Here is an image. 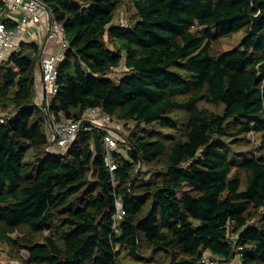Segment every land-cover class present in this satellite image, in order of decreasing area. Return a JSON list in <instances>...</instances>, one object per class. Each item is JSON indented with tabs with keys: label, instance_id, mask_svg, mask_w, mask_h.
<instances>
[{
	"label": "trees",
	"instance_id": "obj_1",
	"mask_svg": "<svg viewBox=\"0 0 264 264\" xmlns=\"http://www.w3.org/2000/svg\"><path fill=\"white\" fill-rule=\"evenodd\" d=\"M42 1L69 48L47 111L35 100L39 44L0 63V245L25 248L20 264H126L121 253L209 264L207 251L264 264V0ZM123 5L128 27L114 22ZM241 30L238 48L213 51V37ZM88 107L136 123L114 171L97 127L67 155L47 150L51 113L79 119ZM252 132L259 143L237 153Z\"/></svg>",
	"mask_w": 264,
	"mask_h": 264
},
{
	"label": "built area",
	"instance_id": "obj_2",
	"mask_svg": "<svg viewBox=\"0 0 264 264\" xmlns=\"http://www.w3.org/2000/svg\"><path fill=\"white\" fill-rule=\"evenodd\" d=\"M40 24H46L47 31V42L39 55L41 84L49 100L44 108L47 111L58 90V66L65 58L69 48L66 30L63 24L54 18L53 14L49 25V13L42 0H0V63L8 60L12 53L20 50L22 43H31L32 36L36 34V28ZM122 24L128 27L129 19L123 18ZM107 76H110V73ZM60 116L57 118L53 113L50 115L48 132L50 142L53 141V145H56L55 150L53 145L50 150L67 155L82 130L97 127L103 132L104 142L108 150L106 164L111 171L117 169V163L112 152L118 150L120 153L126 154V148L129 145L127 142V147L119 148V138L127 140L123 137L125 135L122 132L117 131V129H121L124 122L114 120L101 107H88L79 119H69L62 114ZM5 121V115H0V123ZM124 213V205L119 200L117 201L113 225L116 231H118V219ZM204 261L209 264H243L240 258L226 260L210 251H207Z\"/></svg>",
	"mask_w": 264,
	"mask_h": 264
},
{
	"label": "rangeland",
	"instance_id": "obj_3",
	"mask_svg": "<svg viewBox=\"0 0 264 264\" xmlns=\"http://www.w3.org/2000/svg\"><path fill=\"white\" fill-rule=\"evenodd\" d=\"M124 7H122L121 10H119L115 16V23L117 22H122L123 18H129L131 20L132 17V12L133 9L132 7H129L127 5H123ZM246 35V32L244 30H241L237 33H235L233 36L231 37H213L212 38V48L214 52H220V51H225V50H232V49H236L240 46V43L243 39V37ZM126 69L124 68V66H119V68L117 67L116 69H113V71H111L110 73L112 74V78L118 79L120 78L124 73H125ZM110 77V76H109ZM199 105L201 107H206L214 112L217 113H222L223 109H224V105L220 104V105H215L213 103H209V102H205V101H201L199 103ZM7 112V111H6ZM5 111L0 110V115H5ZM172 114H178L181 115L183 113H172ZM136 123L135 122H129V123H125L122 125L121 129H117V131L125 133V134H130L131 130H133V128H135ZM154 126L157 127V125L155 124ZM164 133L166 134H170V135H176L177 134V129L174 128H162L159 127ZM259 134L257 133H250L249 134V138L252 141V145L249 146H240V145H236L234 146V149L237 150L238 152H241L240 150H245V149H250L251 146H255L259 143ZM240 146V147H237ZM53 149H56V145L52 146ZM244 148V149H241ZM236 171L239 170H234L233 171V176L236 173ZM241 175V177H244V172L240 171L239 173ZM24 233H20V232H16L13 234V237L15 238H20L22 236H24ZM26 257H28V251L25 248H22L20 246H12L9 245L8 243H3L0 245V264H20L21 263V259H25ZM121 258H122V262L126 263V264H155L154 261V257L151 256L149 257L150 261L146 262V261H141V262H135L132 259L128 258L125 254L121 253Z\"/></svg>",
	"mask_w": 264,
	"mask_h": 264
},
{
	"label": "crops",
	"instance_id": "obj_4",
	"mask_svg": "<svg viewBox=\"0 0 264 264\" xmlns=\"http://www.w3.org/2000/svg\"><path fill=\"white\" fill-rule=\"evenodd\" d=\"M31 42H35V43L39 44V46H40L41 49H42V47H44L45 43L47 42L46 24H40L36 28V34L32 36ZM48 46H49V44H48ZM116 68H114V69H116ZM124 68H125V66H124ZM110 77H112V74L111 73H110ZM35 100H36V103L38 105L42 106L43 108L45 106H47V104L49 102L48 96L46 95V92L43 90V87H42V84H41L40 67H39L38 76H37V88H36V97H35Z\"/></svg>",
	"mask_w": 264,
	"mask_h": 264
},
{
	"label": "water",
	"instance_id": "obj_5",
	"mask_svg": "<svg viewBox=\"0 0 264 264\" xmlns=\"http://www.w3.org/2000/svg\"><path fill=\"white\" fill-rule=\"evenodd\" d=\"M47 11H48V13H49V25H50V23H51V20H52V14H51V10L49 9V7H47ZM53 141H51V142H49V144H48V147H47V150L48 151H51L50 150V147L53 145ZM72 145H74V143L72 144ZM55 154H58V155H62V154H59V153H57V152H55V151H53ZM69 153V152H68ZM67 153V154H68ZM62 156H64V155H62Z\"/></svg>",
	"mask_w": 264,
	"mask_h": 264
}]
</instances>
